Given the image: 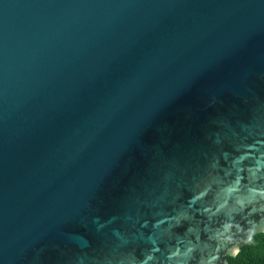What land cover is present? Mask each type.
Masks as SVG:
<instances>
[{
    "label": "water",
    "instance_id": "1",
    "mask_svg": "<svg viewBox=\"0 0 264 264\" xmlns=\"http://www.w3.org/2000/svg\"><path fill=\"white\" fill-rule=\"evenodd\" d=\"M262 160L264 0H0V264H197Z\"/></svg>",
    "mask_w": 264,
    "mask_h": 264
},
{
    "label": "clouds",
    "instance_id": "2",
    "mask_svg": "<svg viewBox=\"0 0 264 264\" xmlns=\"http://www.w3.org/2000/svg\"><path fill=\"white\" fill-rule=\"evenodd\" d=\"M239 152L243 153L247 151L243 146L238 147ZM250 167L254 170L251 176V182L249 187L251 191H244L243 197L245 198V212L252 211V216L247 217L252 223H242L237 227L238 222H231L224 225V227L212 234L210 238V250L208 248H203L200 255L196 257L197 264H207L209 255L214 257L212 264H226L224 259L220 257V253L223 252L225 255H230L234 250L239 247V243L246 241L252 235L259 232H264V201L259 199L261 189L259 187L261 181L257 180L256 177L260 173H264V160L257 164L253 161ZM179 227L180 225H176ZM195 253L190 249L189 256L187 257V264H192V256ZM224 255V256H225ZM223 256V257H224Z\"/></svg>",
    "mask_w": 264,
    "mask_h": 264
},
{
    "label": "trees",
    "instance_id": "3",
    "mask_svg": "<svg viewBox=\"0 0 264 264\" xmlns=\"http://www.w3.org/2000/svg\"><path fill=\"white\" fill-rule=\"evenodd\" d=\"M228 264H264V233L254 235L241 246L233 257H227Z\"/></svg>",
    "mask_w": 264,
    "mask_h": 264
}]
</instances>
